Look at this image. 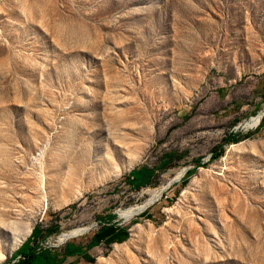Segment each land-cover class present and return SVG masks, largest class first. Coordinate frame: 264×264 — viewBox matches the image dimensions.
<instances>
[{
	"label": "rangeland",
	"instance_id": "1",
	"mask_svg": "<svg viewBox=\"0 0 264 264\" xmlns=\"http://www.w3.org/2000/svg\"><path fill=\"white\" fill-rule=\"evenodd\" d=\"M263 108L264 0H0V264H264Z\"/></svg>",
	"mask_w": 264,
	"mask_h": 264
},
{
	"label": "trees",
	"instance_id": "2",
	"mask_svg": "<svg viewBox=\"0 0 264 264\" xmlns=\"http://www.w3.org/2000/svg\"><path fill=\"white\" fill-rule=\"evenodd\" d=\"M223 153V146L218 145L213 152L211 159H217ZM152 174V170L147 167H139L132 169L127 175L128 182L134 186H140L142 183L148 181ZM37 236V231L32 230L31 235L28 236L26 241L13 253L12 259L16 258L18 255H21L22 258L19 259L14 264H52L54 261L50 259L48 250H41L38 252L37 248H32L29 251H23L24 246L28 242L35 240Z\"/></svg>",
	"mask_w": 264,
	"mask_h": 264
},
{
	"label": "bare ground",
	"instance_id": "3",
	"mask_svg": "<svg viewBox=\"0 0 264 264\" xmlns=\"http://www.w3.org/2000/svg\"><path fill=\"white\" fill-rule=\"evenodd\" d=\"M262 113H263V110L260 111L255 116L251 117L249 120H246L245 123H242V124H244L245 127L257 125L261 119ZM183 173H184V170L183 169L180 170L176 174V176L174 178H172L170 181H172L173 179L180 178L183 175ZM168 184H169V181L167 183H165L164 185L160 186L159 188L155 189L152 192V194L150 195V197L147 200H145L143 203L129 206L126 209L121 210L119 215L121 217H123L124 219H128V218H131L134 215L138 214L139 212L145 210L146 208H148L151 204L156 202L163 195V192L168 188ZM90 227L80 226V227H76V228H73L70 230L63 231L62 233L59 234V236H56L57 237L56 242H58V243L63 242L65 240L70 239V237H75L79 234H82V233L88 231L90 229ZM20 239H21L20 241L22 242L23 241L22 238H20Z\"/></svg>",
	"mask_w": 264,
	"mask_h": 264
},
{
	"label": "crops",
	"instance_id": "4",
	"mask_svg": "<svg viewBox=\"0 0 264 264\" xmlns=\"http://www.w3.org/2000/svg\"><path fill=\"white\" fill-rule=\"evenodd\" d=\"M62 243L63 244L48 250L50 259L54 261L52 264H83L87 261L85 258L86 253L83 250L84 244L81 242V240ZM32 248H37L33 241L28 242L24 246L23 251L27 252Z\"/></svg>",
	"mask_w": 264,
	"mask_h": 264
},
{
	"label": "built area",
	"instance_id": "5",
	"mask_svg": "<svg viewBox=\"0 0 264 264\" xmlns=\"http://www.w3.org/2000/svg\"><path fill=\"white\" fill-rule=\"evenodd\" d=\"M21 258H22V256L19 255V256H17L16 258L10 260V261H9V264H14L15 262H17V261H18L19 259H21Z\"/></svg>",
	"mask_w": 264,
	"mask_h": 264
},
{
	"label": "water",
	"instance_id": "6",
	"mask_svg": "<svg viewBox=\"0 0 264 264\" xmlns=\"http://www.w3.org/2000/svg\"><path fill=\"white\" fill-rule=\"evenodd\" d=\"M263 116H264V110H263V113H262L261 118H262ZM186 170H187V169H185V171H186ZM185 171H184V173H185ZM184 173H183V174H184ZM182 176H183V175H182ZM172 181H175V179L172 180ZM172 181H169L168 187L172 184V183H171ZM31 232H32V231H31ZM26 239H27V238H26ZM26 239H25V240H26ZM25 240H24V241H25ZM24 241H23V242H24ZM23 242H22V243H23ZM21 245H22V244H21ZM21 245H20V246H21ZM20 246H18V248H19Z\"/></svg>",
	"mask_w": 264,
	"mask_h": 264
}]
</instances>
